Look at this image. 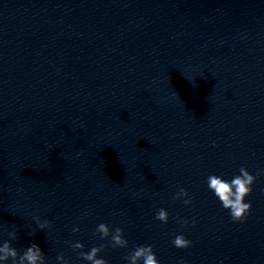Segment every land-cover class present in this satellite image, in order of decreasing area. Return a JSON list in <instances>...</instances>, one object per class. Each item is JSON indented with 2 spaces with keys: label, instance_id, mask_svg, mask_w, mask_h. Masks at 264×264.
Returning a JSON list of instances; mask_svg holds the SVG:
<instances>
[{
  "label": "clouds",
  "instance_id": "9594fccd",
  "mask_svg": "<svg viewBox=\"0 0 264 264\" xmlns=\"http://www.w3.org/2000/svg\"><path fill=\"white\" fill-rule=\"evenodd\" d=\"M264 175V170H259L255 175L251 174L247 168L241 167L239 169V175H235L231 181H226L221 176L209 175L207 177V186L215 197L218 198L222 207L228 210L231 220L233 222H244L247 216L251 212L252 204L245 202V198L252 193V186L255 184L258 176ZM174 199L182 200L185 206L193 203L192 198L189 197L188 191L181 187L175 193ZM155 219L162 224L169 222V213L166 209H159L156 212ZM35 224L38 229L44 230L51 227V223L48 220H41L39 216L34 217ZM178 222L182 227L188 225V221L177 217ZM195 221H193V224ZM74 233L79 232L80 228L74 227L72 229ZM35 230L30 232L31 235H35ZM8 240L0 244V264H47L45 253L41 248L33 243L31 246L25 248L21 253L17 248L13 247L12 241L18 239L16 231H10L7 233ZM93 235H98L101 240H109L110 246L115 248L126 249L129 246V242L124 237V231L120 227H114L110 230L109 226L105 223H100ZM69 243V246L74 252H77L78 259L87 261L88 264H108V261L104 258H98V256L104 251L105 245L93 246L90 251H84V244L80 242ZM192 241L187 239L183 234H177L172 240V245L178 249H185L190 247ZM59 264H70V261L65 258L61 253L56 257ZM127 264H160L153 247L151 245H138L124 257ZM183 264V261L180 262Z\"/></svg>",
  "mask_w": 264,
  "mask_h": 264
}]
</instances>
